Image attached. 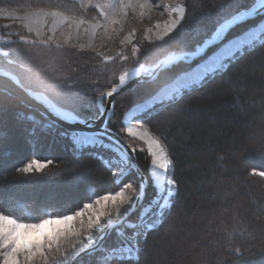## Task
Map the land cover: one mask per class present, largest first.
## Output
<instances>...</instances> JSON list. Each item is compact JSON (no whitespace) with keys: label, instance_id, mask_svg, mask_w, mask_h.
Returning <instances> with one entry per match:
<instances>
[{"label":"trees","instance_id":"16d2710c","mask_svg":"<svg viewBox=\"0 0 264 264\" xmlns=\"http://www.w3.org/2000/svg\"><path fill=\"white\" fill-rule=\"evenodd\" d=\"M183 4L186 13L190 4L192 15L198 13L199 0H183ZM0 6L20 11L58 10L86 20L99 18L94 5L84 7L78 0H0ZM263 19L259 16L249 20L248 25L236 31L243 32ZM203 23L189 20L166 44L149 46L147 39L138 35L145 44L141 64L156 63L183 48ZM9 25H0V33L9 40L19 35L34 36L17 23ZM1 46L0 68L19 78V46ZM122 47L110 55L115 57ZM137 66L124 65V69ZM113 67L94 50L64 45L38 58L30 74L37 83L49 75L56 77L57 83H79L87 91L83 103L90 106L83 113L91 114L96 111L93 93L106 92L118 83L120 71L113 78L107 70ZM156 92V85L144 83L118 96L109 127H125L126 114L148 103ZM136 115L167 139L178 182L171 208L146 239L142 230L126 229L130 234L140 232L139 264H264V178L249 175L252 168L264 171V36H258L254 45L226 70L163 105L156 104L147 116L142 115V109ZM49 122L40 111L0 90V210L8 215L25 220L67 215L89 202V196L94 200L119 190L112 173L96 156L99 152L111 158V148L76 152L66 137L41 130ZM56 127L64 130L57 124ZM128 143L145 148L138 139L129 138ZM146 156V150L136 153L137 164L147 177L150 161ZM33 157L56 163L43 173L17 176L15 168ZM133 178L139 182L135 172L128 179ZM156 196L157 188L148 180L139 209L128 219L135 222L143 207ZM117 239L113 231L106 242L113 244ZM235 247H241L244 255L236 257L230 251ZM98 262L121 264L89 253L76 264Z\"/></svg>","mask_w":264,"mask_h":264},{"label":"snow or ice","instance_id":"6c2138e0","mask_svg":"<svg viewBox=\"0 0 264 264\" xmlns=\"http://www.w3.org/2000/svg\"><path fill=\"white\" fill-rule=\"evenodd\" d=\"M93 2L94 0H87L89 5ZM199 4L198 13L192 15L194 9L191 4L186 13L185 7L169 8L166 0H157L156 3H151L150 0H96L94 6L99 13V18L93 17L94 22L91 24L84 18L72 19L58 10L38 9L34 13L26 14L25 18L27 15L42 17L45 23L48 18H51L50 34L43 27L35 30L28 27L27 32H34L33 37L19 35L17 39H0V43L19 46L17 52L19 86L25 92L29 89L38 90L44 99L56 101L70 109L57 113L55 104L51 105V111L57 115L58 119L82 126L71 132L60 131L56 127V122L51 121L41 130L56 132L59 136L66 137L76 152L111 148L114 152L111 158H105L99 152L96 156L112 173L113 183L119 188L114 193L96 196L94 200L89 196V202L83 203L82 207L62 216L44 215L40 219L25 220L0 210V264H31L36 253L44 257L45 264H74L83 253L99 255L103 261L111 259L121 264L126 261H135V264H139L140 248L137 237L140 236V232L133 231L129 236L125 229H140L146 239L148 232L156 229L158 224L163 222L162 217L165 211L171 208L170 201L178 191V182L174 178V162L167 139L152 129L145 119L134 113L126 114L125 127L118 129L109 127V121L114 115L115 94L133 78H143L145 83L156 85L157 92L152 98L154 103L142 109V115L147 116L156 104L163 105L226 70L254 45L258 36H264V21L259 25L246 27L243 32L236 31L248 25L249 17L254 16L257 9H264V0H253L250 4L247 0H199ZM134 5H138L141 9L147 8L150 14L154 9H161L158 15L168 13L169 19L163 22V28H161V22L157 21L153 28L147 30L149 35L145 39L149 46L168 43L189 20H202L204 23L183 48L170 52L165 60L147 66L141 64L142 49L145 44L143 39L136 36V29L129 31L119 41L123 47L115 57L98 53L114 66L112 69H107L112 72V77L115 78L116 71H120V75L118 83L113 84L109 91L93 93L96 111L91 114L83 113V109L90 106L83 103L87 91L82 89L79 83H57L56 77L52 75L44 77L39 83L32 78L30 67L37 59L50 54L54 48L61 49L71 39L72 33L69 32L68 39L60 40L57 36L59 24L68 21V28L83 27L85 32L90 27L95 35L96 29L106 30L108 26L120 23L117 19L118 14H127L130 9L135 11ZM5 18L19 19L9 13L5 14ZM149 18L151 19V15ZM5 27H11V25H5ZM152 31L157 32L155 39L150 35ZM125 50L128 52L127 55ZM124 65H139V67L125 70ZM173 85L175 86L172 87ZM163 93L167 95L157 100L156 96H161ZM101 118L104 122L97 129L96 135L79 134L95 128V122ZM132 119H139V127L143 130L142 135L134 131L131 126ZM117 136L125 139L126 150L116 147ZM129 138L133 141L139 139L146 148L133 146L132 143H128ZM145 150L146 159L150 161L149 175L140 179L139 182L134 178L128 179L139 170L134 160L135 154L137 151ZM55 163L51 159L41 161L33 157L22 166L16 167L14 171L17 176H28L43 173ZM249 175L264 178V171L252 168ZM126 179L127 182H124ZM148 180H151L153 186L157 188L159 198H154L156 203L148 206L149 211L142 212L141 216L132 222L128 216L142 201ZM152 208H156L155 213L152 212ZM150 215L155 219L149 221ZM77 217H79L78 227L73 223ZM113 231L119 242L108 244L106 241ZM45 247L48 250L47 254L43 251ZM230 251L236 257L244 255L241 247L231 248Z\"/></svg>","mask_w":264,"mask_h":264},{"label":"rangeland","instance_id":"374dc122","mask_svg":"<svg viewBox=\"0 0 264 264\" xmlns=\"http://www.w3.org/2000/svg\"><path fill=\"white\" fill-rule=\"evenodd\" d=\"M84 7L89 6L87 3V0H78ZM96 0H94V5ZM166 3L168 7H184L183 0H166ZM135 11H132L131 9L127 12V14L120 13L117 16V19L120 21V23L115 25H110L107 27L106 30L104 29H96L95 35L93 34L91 28L89 27L88 31L85 32L84 28L81 27L80 29H76L75 27H72L71 29L67 27L68 21H64L62 24H59L57 27V36L60 38L61 41L68 39V33L71 32L72 36L71 39L68 40L67 46H75L78 48H84V49H91L98 53H104L105 55H110L111 52H113L115 49L120 47L119 41L127 35L129 31L132 29H136V36L141 35L144 38L149 35L147 32L148 29H151L154 27L157 21L161 22V28H163V22L167 21L169 19L168 13L165 12L164 15H158L159 11L161 9H154L152 13L150 14L147 8L141 9L138 5H134ZM36 10H26V11H20L15 9H10L6 7L0 6V25H9L12 23H17L21 25L24 29L27 30L28 27H32L34 30L38 27H43L45 31H47L48 34H50V30L52 28V20L51 18H48L47 23L44 22V19L27 15V18H25L26 14H31L36 12ZM45 11H52V10H45ZM9 13L16 17H19V19H7L5 18V14ZM64 13V12H63ZM64 15L71 17L72 19H80V17L76 16H70L66 13ZM151 15V19L149 16ZM89 24L93 23V20H88ZM264 21V19L262 20ZM261 21V22H262ZM103 23V21L101 20ZM259 25V24H258ZM34 34V32H33ZM153 39H155V36L157 35L156 31H152L150 33ZM0 39H8V37L2 35L0 33ZM3 43H0V51H2V45ZM173 85L172 87H174ZM167 95V93L161 94V96H156V98L162 97ZM153 101L150 100L148 103L142 105L136 106L132 111L128 112L127 114H137L141 109L144 108L145 105L151 104ZM131 126L133 127L134 131H137L138 135L143 134V130L139 127V121H135L132 119ZM83 136H89L86 134H80ZM139 140V139H138ZM144 144V143H143ZM145 146V144H144ZM146 148V146H145ZM158 199V192L157 196L155 197ZM156 199H153V201L150 204H147L143 207L141 212L138 215V218L141 216L142 212H148L149 205H154L156 203ZM111 204L109 203V207ZM98 207V206H95ZM152 212H156V208H152ZM86 219V216H85ZM149 221H152L155 219L154 216L148 217ZM79 217H77L73 223L76 227L79 226L78 224ZM133 222V221H132ZM139 230V229H136ZM140 231V230H139ZM125 232L130 236L131 234L125 229ZM119 242V240L117 239ZM45 254H47L48 250L45 247L43 249ZM23 259V257H22ZM31 264H45L44 257L41 256L40 253H36V255L33 257V261Z\"/></svg>","mask_w":264,"mask_h":264},{"label":"water","instance_id":"95a60500","mask_svg":"<svg viewBox=\"0 0 264 264\" xmlns=\"http://www.w3.org/2000/svg\"><path fill=\"white\" fill-rule=\"evenodd\" d=\"M259 16H264V9H257L255 15L249 17V20L256 19ZM167 55L164 56V57H162L159 61L165 60L166 57H167ZM145 66H147V65H145ZM18 79L19 78L15 74H13V73L5 70V69L0 68V90L1 91L6 92L7 94H9L11 96L20 99L28 107L34 108V109L40 111L49 120L55 121L56 124L59 125L61 128H63L64 130H67V131L71 132L74 129H79V128L82 127L79 124L71 123V122H66V121H63V120L58 119L57 118V115L51 111V105L52 104H55V103L53 101H49V100L44 99L40 95L39 91H33V90L29 89L28 92H25L19 86V84L17 83ZM143 83H145L143 78H140V79L133 78V80L129 81L126 86H124L117 94H115L114 100L116 101V99H117L118 96H120L124 92H126L128 90H131V89L135 88L136 86L141 85ZM55 108H56V112L57 113L64 112V111H69V110H65V109L59 107L56 104H55ZM103 122H104L103 121V118H101L100 120H97L95 122V128L82 131L79 134H86V135H90V136L96 135L97 134V129L100 128V126H101V124H103ZM116 140L118 141V143L116 144L117 147L122 148V149H125V150L127 149V144L125 143V139L123 137L117 136L116 137ZM134 160H135V163H137L136 162V155L134 157ZM136 173H137V175L139 177V180L142 179V178H144V177H146L141 172L140 169L138 171H136ZM146 187H147V184L145 185L143 197L145 195ZM139 205H140V203L135 207V209L132 212L136 211L138 209ZM86 254H88V253L81 254L75 260L74 264H76Z\"/></svg>","mask_w":264,"mask_h":264},{"label":"bare ground","instance_id":"6f19581e","mask_svg":"<svg viewBox=\"0 0 264 264\" xmlns=\"http://www.w3.org/2000/svg\"><path fill=\"white\" fill-rule=\"evenodd\" d=\"M157 62H158V61H157ZM137 67H138V66H137ZM143 84H144V83H143ZM141 85H142V84H141ZM138 86H139V85H138ZM136 87H137V86H136ZM133 89H134V88H133ZM121 95H122V94H121ZM135 155H136V154H135ZM136 162H137V161H136ZM139 169H140V168H139ZM141 172H142V171H141ZM135 173H136V172H135ZM142 173H143V172H142ZM143 174H144V173H143ZM136 175H137V173H136ZM144 175H145V174H144ZM145 176H146V175H145ZM137 177H138V175H137ZM138 179H139V177H138ZM147 185H148V182H147ZM146 188H147V187H146ZM145 191H146V190H145ZM140 204H141V202H140ZM139 207H140V205H139ZM139 207H138V209H139ZM138 209H137V210H138ZM137 210H136V211H137ZM136 211H134V212H136ZM134 212H131V214H133ZM131 214H130V215H131ZM130 215L128 216V218L130 217Z\"/></svg>","mask_w":264,"mask_h":264}]
</instances>
